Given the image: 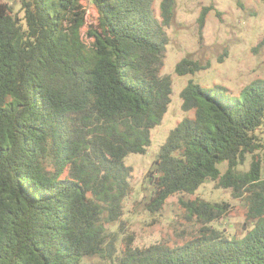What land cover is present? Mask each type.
<instances>
[{
  "label": "trees",
  "instance_id": "obj_1",
  "mask_svg": "<svg viewBox=\"0 0 264 264\" xmlns=\"http://www.w3.org/2000/svg\"><path fill=\"white\" fill-rule=\"evenodd\" d=\"M155 2L20 0L19 16L0 0V264H264L262 78L227 99L189 81L181 109L194 115L169 132L147 175L153 213L209 180L229 189L242 202L240 234L213 226L228 202L199 197L179 199L192 228L180 242L139 247L124 234L117 245L109 228L134 192L124 160L146 153L170 104L161 69L175 1L161 0L159 15ZM207 68L184 58L174 72Z\"/></svg>",
  "mask_w": 264,
  "mask_h": 264
},
{
  "label": "rangeland",
  "instance_id": "obj_2",
  "mask_svg": "<svg viewBox=\"0 0 264 264\" xmlns=\"http://www.w3.org/2000/svg\"><path fill=\"white\" fill-rule=\"evenodd\" d=\"M7 3L13 14L22 16L20 0H1ZM173 17L166 28L169 42L166 46L165 58L161 74L172 79L170 104L161 123L150 131L151 143L145 154H129L124 162L133 169V194L125 201L124 219L119 226L113 224L110 230L118 232L117 245L124 234L133 237V245L147 247L161 240L180 242L192 230L184 226L183 214L186 211L179 199L193 200L196 197L208 202H228L229 211L218 219L213 226L225 229L230 236L240 234L246 227L242 202L232 198L229 189L216 187L217 182L206 181L193 195H173L169 197L162 210L157 213L148 211L145 203L149 199L147 177L152 162L169 132L185 118H192L193 111L181 109L180 92L189 81L215 90L224 98H239L244 86L257 78L264 79V3L260 0H174ZM155 2V13L159 15V4ZM90 18L94 9L85 2ZM207 10V11H205ZM203 24L199 19L203 12ZM89 18V19H90ZM184 58L208 65L209 68L193 74L178 76L175 65ZM264 144V124L256 132ZM261 154V153H260ZM251 156L238 168L247 171ZM218 168L223 173L226 163ZM261 175L264 178V165ZM83 264H109L98 257L86 259Z\"/></svg>",
  "mask_w": 264,
  "mask_h": 264
}]
</instances>
